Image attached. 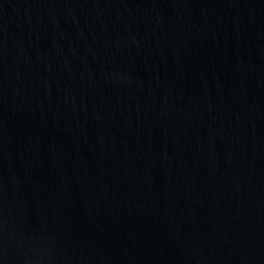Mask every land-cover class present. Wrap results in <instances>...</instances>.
Wrapping results in <instances>:
<instances>
[{
	"label": "water",
	"instance_id": "obj_1",
	"mask_svg": "<svg viewBox=\"0 0 264 264\" xmlns=\"http://www.w3.org/2000/svg\"><path fill=\"white\" fill-rule=\"evenodd\" d=\"M0 264H264V0H0Z\"/></svg>",
	"mask_w": 264,
	"mask_h": 264
}]
</instances>
